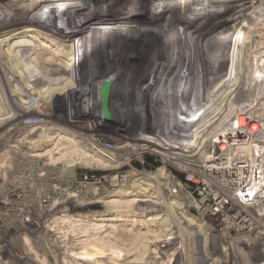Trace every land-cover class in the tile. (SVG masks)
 I'll use <instances>...</instances> for the list:
<instances>
[{
	"label": "rangeland",
	"instance_id": "374dc122",
	"mask_svg": "<svg viewBox=\"0 0 264 264\" xmlns=\"http://www.w3.org/2000/svg\"><path fill=\"white\" fill-rule=\"evenodd\" d=\"M8 1L0 0V23L2 20H9L8 26H0V39L13 33L23 35L22 29L28 33L35 32L42 38L41 33L44 31L41 32V29L53 26L52 18L49 17L50 7L43 3L30 8L27 6L29 1H24L25 4L21 7ZM183 1L164 0L163 3L171 8L173 4L181 6ZM220 3L222 1L215 3L217 8ZM159 6L160 3L156 4L155 1H150L146 6L145 2L135 0L128 5L104 12L102 20L94 19V10L82 21L77 22L81 25L93 21V25L97 23L95 27H100L103 21L109 20L107 28L102 32L104 36H111L130 30H117L118 27H126L136 22L142 23L141 25L151 24L152 19L159 17L165 19L167 27L163 29L162 41L174 39L177 43L158 66L150 63L147 71L137 69L133 79L142 84V91L150 92L152 100L146 103H130L124 107L126 111L122 115L115 114L105 105L104 115L101 116V106L86 111L83 109L82 102L89 96V91L94 89L89 85L90 82L106 69L105 63L99 62L94 67H87L82 80L80 78L85 85L89 84L85 93L80 92L82 101L78 102L79 105H68L65 96L56 94L50 103L40 97L38 106L27 114L23 113L24 120L18 121L14 118L19 108L17 109L13 93L19 84L27 88L31 85L22 83L27 76L16 67L17 70L14 69V63L20 59H10L0 44V264H181L186 252L189 264L197 261L238 264L243 260L244 264H258L264 259V251L258 243L261 234L256 233L257 230L237 239L235 237L239 229L237 224L231 223V215L235 214L210 217L204 216L199 208H196L200 206L198 203H201L203 198L205 204L210 207H215L218 202L213 190H207V173L203 167V159L199 157L204 151L200 143L211 136L214 130L237 124L240 117L237 119L235 113L239 114L242 109L254 114L255 123L264 132V102L260 99L264 95V88L261 87L263 82L260 81L264 79V0L244 10L243 14L246 15L242 18H230L225 10L207 18L199 14L201 7L197 5L180 14L172 12L168 16H157L155 9ZM98 7L105 8L102 4ZM138 8L141 10L137 11ZM130 11H135L134 19H127ZM20 13L26 14V19L23 20L25 23L15 20ZM137 29L138 27L133 28L134 33H138ZM46 33L51 36L50 31ZM74 35L76 34L70 37V41L65 42L66 45L72 44ZM153 40L157 39L149 38L145 42L153 43ZM199 40L204 43V47L197 50L195 44ZM189 41L192 44H189ZM154 43L158 44V41ZM182 47L197 51L195 58L192 55L196 59L194 69L205 67L204 63L208 59L215 67L228 72L241 65L242 74L258 79L257 83L252 81L250 85L247 82L251 88L247 89L242 100L234 103L227 100L224 105H217L215 109L220 108L218 118L208 115L202 120L192 121L196 125H191L193 128L190 127L189 131V127L179 131V123L169 117L167 109L173 108V102H168L167 95L161 96L164 101L157 100L159 91L163 92L170 87L173 92L177 87H184L188 73L186 69H176L178 57L175 55ZM218 54L223 55L220 57ZM139 56L135 58L136 63L144 59L142 54ZM47 57L48 55H45L44 59ZM233 58L236 59L234 62ZM239 71L240 68L237 69V72ZM68 73H72L71 68ZM231 75L218 74L217 86L223 93L229 87L228 80L235 79L234 75ZM42 77L46 79L54 76L44 74ZM73 79L72 83L76 82L77 76ZM37 83L41 81L38 80ZM43 87L46 88L47 85ZM40 91L43 92L41 88L37 89V92ZM154 91H158L156 97ZM37 92L30 108L36 104ZM205 92L208 91L202 88L199 93L203 96L206 95ZM132 93L136 95L137 89L134 88ZM159 107L166 110L164 117H156ZM151 113L156 116L151 117ZM183 116L182 122L190 124L186 114ZM212 119L214 122L210 121ZM39 120L45 123L36 127L29 123ZM187 132H190L189 135L185 134ZM59 134L64 136L60 148L50 153L47 150L53 146L46 141L51 136L57 140ZM135 139L143 140L138 143L140 146L133 144ZM84 140L98 148L101 145L109 148L107 155L115 161L107 163L108 166L104 167L85 165V160L77 158V149L82 150L86 143ZM198 142L200 146L198 145L199 148L195 151L197 155L192 156L194 150L189 152L191 146ZM175 143H180L181 146L173 150ZM70 146L75 148L72 150ZM71 150L74 152L71 153ZM216 165L220 167V164ZM144 174L154 178H139ZM213 175L212 181L221 179L219 170L214 171ZM230 181L231 184L224 190L228 197L233 198L235 204L241 206L234 183L236 180L230 178ZM144 191L147 192L144 199L150 202L138 204L137 208L135 199L140 198L138 193ZM234 210L238 211L235 208ZM257 213L259 212L254 211L253 216L259 218ZM261 218H264V214ZM255 225L261 227L258 223ZM243 226L248 227L246 224ZM162 244L169 245L173 251H158ZM248 245V249L251 247L252 251L246 249ZM168 254L171 256H167ZM161 257H165L162 262Z\"/></svg>",
	"mask_w": 264,
	"mask_h": 264
},
{
	"label": "bare ground",
	"instance_id": "6f19581e",
	"mask_svg": "<svg viewBox=\"0 0 264 264\" xmlns=\"http://www.w3.org/2000/svg\"><path fill=\"white\" fill-rule=\"evenodd\" d=\"M24 1H27V2L29 1L27 6L30 8L35 7L36 5L42 4V3L45 6L50 7L49 17L52 18L51 22L53 26L52 27L48 26L49 28L41 29V32L44 31L45 33V34L41 33L43 34L42 38L40 37L39 34H36L35 32L28 33L26 30L22 29L23 35H20L19 33H13L9 36H6L0 39V44L2 46V49L4 50L3 52H5L6 55L10 59H13V61H17L18 60L17 58L20 59L14 63V69L16 68L19 69L21 72H23L27 76V78L21 82L28 83L26 85H31L30 88H27L26 86L24 85L21 86L19 84L17 86V90H15V92L13 93V98L15 99V102L18 106L17 109L19 108L15 112L14 118H17L18 121L24 120L23 113L27 114L28 112L34 110L35 107L38 106L37 102L40 97L45 99L46 103L47 102L50 103L52 101L53 95L56 94L58 96H65L64 98L66 99L68 105H71V106L77 105L78 102L82 101L80 99L81 93L83 94V92L84 93L86 92V86L89 84L87 83V85H85L86 83L81 81L83 77V72L85 71L87 67L88 68L90 66L94 67L99 62L105 63L106 69L100 75L97 74L98 76H96L95 79L92 82H90L89 85H92L93 86L92 88L94 89L89 91V96L86 97L84 102H82L83 107H84L83 109L85 111L101 106L102 114L101 112L100 113L98 112L99 115L101 116V115H104L103 114L104 105H108L110 110L114 111L115 114L122 115L126 111L124 107H126L130 103H137V102L146 103L152 100V96H150V92H148L147 90L142 91L143 89L142 84L139 81L137 82L134 81L133 76H134V73L138 71L137 69H140L142 71H147V69L150 67V63H154L155 65L158 66L160 62L162 61V59L166 55H168V52H170L173 49V47L177 44L174 39L171 41H167V42L162 41L163 40L162 36L164 34L163 29L167 28L165 27V22H164L165 19L163 20L158 17L156 19H152L150 21L151 24L141 25L142 23L136 22V23L127 25L129 27L121 26V27H118L117 30H120V29L125 30V28H128V29L130 28V30L124 34L119 33V34H114L111 36H104V33L102 31H104V29L107 28L109 20L103 21V23L100 24V27H95L97 23L93 25L92 24L93 21H90L88 23L85 22V23H82L81 25H78L77 22L82 21L84 17H86L88 14H91V12H93L94 10H96L95 12H93L95 14L94 19L102 20L104 18V15H103L104 12L106 13L108 10H113L114 8H118L119 6L128 5L130 4V2H133L135 0H9L8 2L15 3L18 7H21V5L25 4L23 3ZM140 1L145 2L146 6L150 1H155L156 4L160 3V6L157 8V10L155 9L157 16L158 15L168 16V14L172 12L173 14L175 13L180 14L182 11L190 10L192 6L197 5L198 7L199 6L201 7V12L199 14L201 16L205 15L207 18H210L212 14H216L217 12H221L224 10L228 14V16H230V18L239 17V16H241L240 18H242L246 15V13L243 14V11L251 8L255 3H257L260 0H184L183 3L180 4L181 6H176V4H173L171 8L169 6H168L169 8L167 6H164V3H163L164 0H140ZM217 1H222V3L218 4V8L215 5ZM57 3H59L60 6H54V4H57ZM99 4H102L103 6H105V8L104 9L99 8L98 7ZM28 7H26V9ZM63 7H65V9ZM138 10H141V8H138L137 11ZM135 14H136L135 11H130L129 17L127 19H130L131 17L133 18ZM107 17H111V16H107ZM217 17L219 16H216V18ZM17 18L15 20H22V23H25L23 22V20L26 19V14L20 13ZM8 21L9 20H5V21L2 20L0 23V26L1 25L8 26L9 25ZM161 21L163 22L160 23ZM74 25L77 27L74 28L73 27ZM135 27H138L137 29L138 33H134L133 28ZM71 28H74V29L71 30ZM48 31H50L51 36L46 33ZM68 33L70 35H67ZM73 34H76V35L73 36V38L75 39H73L72 44L66 45L65 42L70 41L71 40L70 37ZM55 38H60L61 40L55 39ZM149 38H156L157 40L155 41H158V44L157 43L155 44L154 40H153V43L151 41H149L150 43H146L145 41ZM201 40L197 41L195 44V47L197 48V50H199V47L201 48L204 45V43ZM220 42L222 43V41ZM189 44H192V42L189 41ZM217 44L219 43L217 42ZM13 49H15V51ZM12 50L14 52H12ZM189 50L182 47V48H179L178 52L175 54L178 57V61L176 63V69L178 71H180L181 69H186L187 70L186 73H188L186 74L188 76L185 79V82L183 85L184 87H177L176 89H174L173 92H171L170 87H168V89H164L163 92L156 91L158 92V96H160L159 98L157 96V100L160 101L163 99L164 101L165 99L161 96L167 95L168 98L166 99L168 100V102H173V108L172 109L170 108L169 110L167 108L166 109H167V113L168 114L170 113L169 117L173 118L172 121H176L179 123L178 125L179 126L178 128L180 129L179 131H182L183 130L182 128H185V127H189L188 128V131H189L190 127H192L193 124L196 125V123H192V121L195 122V120L196 121L199 119L202 120L203 118L208 117V115L209 116L212 115V117L218 118V116L220 115V111L218 110L220 108H217L216 110L215 108L217 105L222 106L226 103L224 101H227V100H230L233 103L239 102L246 95L247 89L251 88V86H248V84L249 85L252 84V81L255 83H257L258 81V79H256V77L254 78V76L252 75L250 76L248 74H245V75L242 74L243 67L241 65L239 66L240 68L239 72H237V69L239 70V68H237L234 71L228 72L225 69L215 67V65H212V63L207 59L204 63L205 67L194 69L193 65L196 62V59L194 58L198 54H197V51H193V50L189 51ZM256 53L258 54L257 51ZM262 53L264 55V51H262ZM141 54L143 55L144 59L139 60V62L136 63L135 62L136 56H139ZM45 55H48L47 59H44ZM192 55H194V58L192 57ZM219 55L220 54H218V56ZM222 55H220V57ZM230 58L231 57H229V59ZM200 60L202 61V59ZM203 60H205V58ZM235 60L236 59L232 61L234 62ZM230 64L232 63L230 62ZM70 68H71L72 73H75V75L77 76V80L74 83H72L74 81L73 78L76 76L72 73L70 74L68 73ZM27 70H29L28 71L29 73L26 72ZM197 70L199 71L197 72ZM217 71L219 72L215 73ZM222 73L232 74L234 75L233 78L235 77L234 80H228L229 87L225 93H223L220 89H218L219 87L217 86L218 80H219L218 74H222ZM44 74L48 76L53 75L54 77H50V78L48 77L44 79L42 77V75L44 76ZM262 76L264 77V75ZM38 80L41 81V83H37ZM231 81H234V82L231 83ZM260 81L263 82V86L261 87L264 88V79ZM247 82L249 83L247 84ZM45 85H47L46 88L43 87ZM107 86L109 90H108V95L106 96L105 89ZM39 88H41L43 92L42 91L37 92V89ZM134 88L137 89L136 95L132 93V90ZM202 88L204 91H208V92H205L206 95L202 96V94L199 93L202 91ZM198 89H201V90H198ZM36 92L38 96L36 100V104L33 105V108L32 107L30 108L31 106L30 103L32 100H34ZM156 92L154 91L155 95L152 92L151 94H153L156 97V94H157ZM219 94L220 96H218ZM211 96H213L214 98H211ZM260 99L262 100V102H264V95H262ZM211 106H213V108ZM165 112H166L165 109L160 108L158 111L159 114L155 116L157 118L164 117ZM185 114H186V118H188L189 122H191L190 124L185 123L186 121L182 122V118H184L183 115ZM235 115L237 119H239L240 117V120L237 124L235 123V125H230V126L225 125L224 127H220L219 129L214 130L213 133L210 134L211 136H209L207 139H205L204 141L201 140L202 141L201 143L198 142L196 144H192L191 146V150L189 152L194 150L192 152V156L197 155L195 151L198 150L200 145H201V148L204 150L203 152H201V154H199V157L203 159L202 160L203 167L207 173L206 174L207 190L208 191L213 190L215 198L218 199V202L216 201L217 203L215 204V207H210L209 205L205 204V201H204L205 199L203 198L202 202L198 203V205L200 206L196 208L197 209L199 208L198 210L204 216H210V217H216L221 214H227V215L235 214V215H231L233 219V222L231 223L237 224V227L239 229L236 234L237 237L235 238L241 239V237H243L244 234L246 233L251 234L252 232L257 230L256 233L261 234V237H260L261 240L258 243L261 244V249H263L264 251V230H262L264 229V218H261L262 214H264V212H262L264 211V132L261 131L260 127H258V125L255 123L256 117L253 116L254 114L252 115L249 112L244 111L242 109L241 111H239V114L235 113ZM155 116L152 115L151 113V117H155ZM213 119L210 121H213ZM29 123H31L32 125H34V127H36L37 125L44 124L45 121H41V120L34 121V122L29 121ZM250 125H252V127H250ZM247 126H249V129H247ZM56 129L60 130V128L58 127H56ZM185 130L186 129H184V131ZM189 133L187 132L185 134L189 135ZM63 137H61L60 134L59 136H57V140L52 136L49 138L47 137L48 139L46 142L47 143L50 142V144H52L53 146L51 149L47 151H50L51 153L54 150H59L60 145L62 143L61 139ZM189 140H191V138ZM78 141L82 143L81 140H78ZM142 141L143 140L135 139V143L133 144L136 147H138L140 146L138 143H141ZM85 142H84L85 144L82 146V150H80L81 148L77 149V151L79 150V153L77 154L78 155L77 158L81 160H85V162L83 161L85 165H88V166L95 165V166L104 167V166H108L109 162L115 161L107 155V152H110L109 148L102 147V145L98 148L97 146H95L94 144H91L88 141H85ZM179 144L180 143H175L172 149L174 150L175 148L176 150L180 148L181 145ZM258 145H260V147H258ZM73 148L75 147H72V150ZM72 150H71V153L74 152ZM257 150H258V153H256ZM50 153L49 155H51ZM174 153L176 152L174 151ZM202 154L203 156H201ZM216 164H220V167H217ZM216 170L220 171L221 179L219 181L214 182L212 181L211 177L214 176L213 172ZM139 178L153 179L154 177L144 174L143 177H139ZM230 178L232 180L234 179L236 180L235 182L234 181L233 182L235 183L236 192L238 194L237 196H240L239 203L241 204V206H238L237 204H235L233 198L228 197L226 190H224V188H228L229 185L231 184ZM247 187H251V189L246 190ZM215 188H217V190H215ZM253 191H254V195L251 196ZM146 193H147L146 191H144V193H141V192L138 193V197L140 198L135 199L137 208L139 207L138 204L150 202L144 199V196H146ZM256 207H259V209L255 210L254 208ZM234 208L238 211H235ZM254 211L259 212L257 213L259 214V218L257 216L256 217L253 216ZM239 222L241 224H239ZM256 223H258V225H261V227L263 228L261 227L259 228V226L255 225ZM244 224H246L248 227H244L243 226ZM249 246L250 245H248L246 249H248ZM157 250L158 251H163V250L173 251L172 247H169V245L167 244L160 245ZM248 250H251V247ZM167 256L170 257L171 254H168ZM190 256L192 257V255ZM184 257L185 258L182 259L181 264H189L187 263V257H188L187 252L185 253ZM163 258L165 257H161V262ZM197 262L194 264H210V262H206V261L204 262L199 261V263ZM211 264H215V263L211 262ZM238 264H244V260L242 263H238ZM258 264H264V259H262V261H259Z\"/></svg>",
	"mask_w": 264,
	"mask_h": 264
},
{
	"label": "water",
	"instance_id": "95a60500",
	"mask_svg": "<svg viewBox=\"0 0 264 264\" xmlns=\"http://www.w3.org/2000/svg\"><path fill=\"white\" fill-rule=\"evenodd\" d=\"M108 90H109V88H108V86L106 87V89H105V94H106V96L108 95ZM106 106V108L108 109V105H105Z\"/></svg>",
	"mask_w": 264,
	"mask_h": 264
},
{
	"label": "built area",
	"instance_id": "2783aa9c",
	"mask_svg": "<svg viewBox=\"0 0 264 264\" xmlns=\"http://www.w3.org/2000/svg\"><path fill=\"white\" fill-rule=\"evenodd\" d=\"M247 189H251V187H247L246 190H247ZM253 195H254V191L252 192V195H251V196H253Z\"/></svg>",
	"mask_w": 264,
	"mask_h": 264
}]
</instances>
